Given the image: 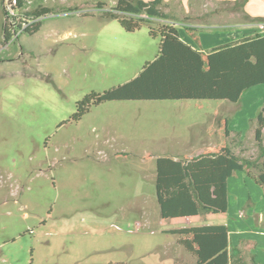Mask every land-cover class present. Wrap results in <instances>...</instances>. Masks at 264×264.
<instances>
[{"label":"rangeland","instance_id":"374dc122","mask_svg":"<svg viewBox=\"0 0 264 264\" xmlns=\"http://www.w3.org/2000/svg\"><path fill=\"white\" fill-rule=\"evenodd\" d=\"M4 1L0 264H196L170 230L212 223L240 230L229 245L232 255L244 264H264V220L255 223L253 205L245 206L251 184L240 172L228 182L233 211L226 218L162 219L155 195L158 156H195L223 142L235 144L232 138L241 139L242 157L257 155L250 123L255 100H264V83L245 90L237 105L218 99L111 100L91 104L75 120L76 103L85 95L131 80L157 56L160 36H150L148 26L163 20L151 18L127 32L104 16L117 0H25L19 13L26 25L31 20L25 11L42 6L50 12L33 21H40L36 31L4 44ZM234 5L192 7L191 17L201 21L194 36L239 34L235 26L244 18L234 10L244 5ZM179 22L177 30L190 36ZM225 118L233 132L227 139Z\"/></svg>","mask_w":264,"mask_h":264},{"label":"trees","instance_id":"16d2710c","mask_svg":"<svg viewBox=\"0 0 264 264\" xmlns=\"http://www.w3.org/2000/svg\"><path fill=\"white\" fill-rule=\"evenodd\" d=\"M162 2L117 0L104 16L116 19L125 31L133 32L151 18L169 19V15L162 10ZM24 3L25 0H15L12 5L20 21L24 18L19 9ZM236 4L243 6L245 0ZM1 9L3 43L7 44L12 38L7 24L9 13L4 4ZM49 12V8L39 6L38 9L25 11L24 15L35 21ZM16 19L12 17L13 21ZM39 26L40 21H32L23 28V32L33 33ZM16 27L21 28V24ZM185 28L197 40L194 28ZM148 33L152 37L160 36L157 56L145 63L131 80L101 94L85 95L76 103L72 119L79 120L91 104L111 100L218 99L237 103L245 90L264 83L263 33L206 52L192 48L181 40L173 24L160 23L157 28L148 26ZM222 123L223 135L228 137V120L225 118ZM263 127L264 105L256 116L254 140L257 155L254 158L235 154L226 142L196 156L178 159L157 157L155 195L160 217L179 219L226 213L227 182L236 171L244 172L264 190ZM251 169H257L258 173L253 174ZM170 233L180 236L178 242L195 258L196 264H244L241 257L230 253L228 227L224 224L182 227L172 229ZM252 260L255 262L254 257Z\"/></svg>","mask_w":264,"mask_h":264},{"label":"crops","instance_id":"0c3cea01","mask_svg":"<svg viewBox=\"0 0 264 264\" xmlns=\"http://www.w3.org/2000/svg\"><path fill=\"white\" fill-rule=\"evenodd\" d=\"M238 1L239 0H163L162 10L166 14L169 15V20L168 19L163 20V23L173 24L176 26L177 22H179L176 20H178V19L181 20L182 18H185V17H191V15L194 14L192 12L193 11L192 7H194V6L196 7L197 5L205 6L207 4L213 5L215 3L226 4V2H231L233 5V4L237 3ZM234 11H235L234 13H236L237 15L242 14V16L244 18L243 24L241 22L239 25L236 24V26H235V27L241 28V29H239V34H236V32H234L233 35H228L226 37V36L222 35L221 33L204 34V35H202V33H200V34L196 35L197 36V40H195L196 42L194 41L192 36L183 34L182 30H178L179 36H180L181 40H183L185 43L189 44L192 48H195L197 50H204V49L206 50V49L217 48V47L223 46V45L230 43V42L239 41L243 38L252 37L258 32L259 33L264 32L263 31L264 30V0H245V4L242 7V9H240L239 11L238 10H234ZM220 13L222 14L225 12H220ZM176 18H178V19H176ZM193 18L194 17H191L190 22L186 21L187 23H183V22H179V23H181L184 27H191V28H194L196 26L198 27L199 23H201V21L200 20L194 21ZM245 20L250 21V22H244ZM174 22L176 24H174ZM251 22H253V23H251ZM213 27L216 29H221V30H227V28H232L231 26L224 25V24H213ZM229 37H230V40H228ZM239 103H241V99L237 103H235V105H237ZM255 103H257V104L254 107L255 108L254 117L251 118V123H250L253 133H254L255 125H256V116H257L258 112L261 110V108L263 107L264 100L262 102L261 101L257 102V100H255ZM229 131L230 132H229L228 138H230V135L233 133V132L231 133V129ZM262 132H263V143H264V127H263ZM225 139H227V138L225 137ZM231 142L235 143V144H232V143L228 144L231 147L232 151L235 154H238L241 156L242 155V153L240 151V149L242 148V147H240L241 139H239L236 142L235 138L234 139L232 138ZM205 150H208V149L206 148L204 150H198L199 151L198 153L201 154ZM196 155H198V154H196ZM189 156H192V155L190 154ZM167 157H172L174 159L179 158L177 154H169V156H167ZM238 172H240L242 174L241 176H242L243 182L246 186H249L251 184L249 187V190H248V192H249L248 193V201L245 204V206L253 205V207L251 208L252 214L254 215L255 213H257V219H256L255 223H258L257 221H259V224H261L264 220V197H263L264 190L262 189V187L257 185L252 179H250L242 171H236L234 173V175L231 176L230 178H232V177L239 178V175H237ZM252 173L257 174L258 173L257 169H253ZM229 179H228V182H229ZM248 182H249V185H248ZM250 191L255 192V200H256L255 205L256 206L254 205L253 197H252ZM227 199H228L227 212L224 214H212V215H214V216L220 215L221 217H217L219 219L226 218L229 216V213H231L233 210L230 212V203H229V198H228V186H227ZM238 199H237V201H238ZM253 209H255V211H258V212H255ZM203 215H205V214H202V215H199L196 217H191V218H199ZM212 224H217V223H212ZM205 225H209V224H205ZM224 225L227 226V224H224ZM198 226H200V225H198ZM189 227H191V226H189ZM227 227H228V232H229V241L231 244L232 239L234 238L233 236L240 235L241 233L239 232L240 230H235L234 228H231L230 226H227ZM242 239L243 238H239L237 241V244Z\"/></svg>","mask_w":264,"mask_h":264},{"label":"built area","instance_id":"2783aa9c","mask_svg":"<svg viewBox=\"0 0 264 264\" xmlns=\"http://www.w3.org/2000/svg\"><path fill=\"white\" fill-rule=\"evenodd\" d=\"M3 4L5 5L8 13H9V22L7 24H8V27H10V29H11V33H12L11 40H12L13 37H17L19 33L23 32V28L26 27L27 25L23 23L24 21H20V19L18 18L19 15H17L15 13V11L12 9V5L15 4V0H7L6 3L4 1ZM14 14H16L17 16H15ZM12 17H16L17 18L16 21H13ZM29 20H31V19H29ZM32 21H34V20H31L30 23ZM17 23L21 24V28L18 29L16 27L18 25Z\"/></svg>","mask_w":264,"mask_h":264}]
</instances>
